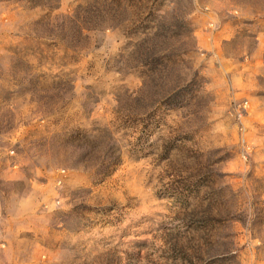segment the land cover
I'll return each instance as SVG.
<instances>
[{
	"label": "rangeland",
	"instance_id": "1",
	"mask_svg": "<svg viewBox=\"0 0 264 264\" xmlns=\"http://www.w3.org/2000/svg\"><path fill=\"white\" fill-rule=\"evenodd\" d=\"M0 264H264V0H0Z\"/></svg>",
	"mask_w": 264,
	"mask_h": 264
}]
</instances>
